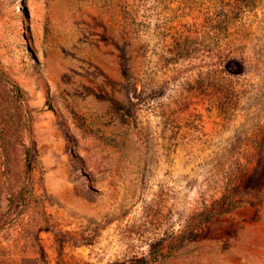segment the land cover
<instances>
[{"label":"rangeland","instance_id":"374dc122","mask_svg":"<svg viewBox=\"0 0 264 264\" xmlns=\"http://www.w3.org/2000/svg\"><path fill=\"white\" fill-rule=\"evenodd\" d=\"M0 264H264V0H0Z\"/></svg>","mask_w":264,"mask_h":264}]
</instances>
